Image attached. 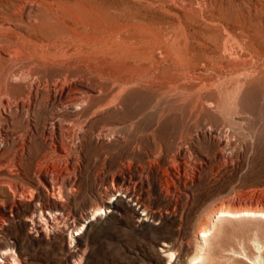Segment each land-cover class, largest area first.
I'll list each match as a JSON object with an SVG mask.
<instances>
[{"label": "rangeland", "instance_id": "obj_1", "mask_svg": "<svg viewBox=\"0 0 264 264\" xmlns=\"http://www.w3.org/2000/svg\"><path fill=\"white\" fill-rule=\"evenodd\" d=\"M79 1L116 12L115 20L92 19L87 32L122 21L137 49L115 58L107 48L92 52L83 45L70 67L97 77L102 68L159 70L174 78L179 97L210 98L193 111L189 102L161 109L156 88L138 92L141 82L125 108L103 113L118 128L117 138L77 147L70 137L65 158L52 153L64 155L56 143L45 160L31 146L22 163L10 165L24 175L0 173V252L9 247L22 264H186L196 254L194 264H264V218L243 213L264 211V0ZM0 5L2 19L15 18L26 34L36 31L31 39L49 32L42 21L30 27L13 0ZM53 29L58 36L65 30ZM235 87L241 88L237 99ZM42 176L53 195L36 180ZM43 203L59 229L66 223L80 229L33 231L32 222L45 224Z\"/></svg>", "mask_w": 264, "mask_h": 264}, {"label": "bare ground", "instance_id": "obj_2", "mask_svg": "<svg viewBox=\"0 0 264 264\" xmlns=\"http://www.w3.org/2000/svg\"><path fill=\"white\" fill-rule=\"evenodd\" d=\"M13 2L16 13L26 12L27 21L32 20L29 23L30 27L42 21L48 24L49 32L44 38L31 39V35H35L36 31L27 29L26 34L19 29V23L15 18L4 17L2 19L0 16V173L3 172L5 176L24 175L20 171H11L10 165L22 163L25 156L30 155L28 150H31V146L36 150L35 154L40 156L41 160H45L48 158V153L65 158L70 149V137H73L74 146L77 145V147H81L85 142L99 144L101 140L109 141L114 136L117 138L120 133L118 128L109 126L103 113L117 114L125 108L126 102L133 97L132 89H135L141 82L144 83L138 88V92L146 93L148 87L156 88L155 92L158 93L156 105L161 103V109L165 108L167 103H171L174 109L176 104L185 105L189 102L192 107L190 111H193L198 104L203 106V103L210 98L199 92L185 99L179 97L175 92L177 87L171 89L175 82L174 78L162 77L159 70L149 71L143 67H127L115 72V69L102 68L97 70V77V75L92 76L88 73V70L79 71L78 66L70 67L68 60H72L75 49L83 45L90 46L92 52L93 47L96 50L107 48L115 54V58L124 53L128 58V53L137 49L134 41H130L127 34L130 26L123 24L122 21L120 23L115 21L118 28L105 23L91 29L92 32H87L86 28L91 25L92 19L105 22V17L111 15L115 20L116 12L109 14L106 8L95 7L93 9L90 3L79 0L72 2L13 0ZM3 7L0 5V11ZM56 25L65 28L60 36L57 32V35L51 32ZM29 42L32 47L26 46ZM36 64L37 67L34 68ZM75 71L80 72L81 75ZM88 75L93 78V81H88ZM112 75L115 79H112ZM233 91L237 99L241 94V88L235 87ZM224 99L222 95L216 103L222 106ZM235 104L239 103L235 102ZM170 110L172 108L167 111ZM69 115L72 116L70 120ZM81 117L83 123L89 122V124L86 123L83 126L78 121ZM67 119L70 121V126ZM72 127L74 130L71 129ZM218 142L228 143L225 140L222 142L220 138ZM56 143L59 144L64 155L54 149L53 144ZM10 146L14 150L11 152L12 155L6 153L9 152ZM48 149H54L53 154ZM222 153H217V156L227 157ZM38 173L37 169L33 170V176H37ZM36 180L47 194L53 195L54 186L45 176L38 177ZM48 206V203H43L39 207L45 224L32 222L30 227L33 231L49 236L56 231L61 232L60 229L62 232L69 231L70 233H73L74 229H80L79 226L72 225L74 226L72 227L69 223H66L64 229H59L58 224L51 217L52 211L45 209ZM56 206L57 204L54 207ZM243 213L264 218V211L245 210ZM232 214L234 213L231 211H219L218 216ZM85 223L83 222L81 226ZM207 232L208 229L203 230L200 237L207 236ZM163 251L167 250L163 249ZM200 258L201 255L196 254L186 264H194ZM0 264L22 263L7 247L6 250L0 252Z\"/></svg>", "mask_w": 264, "mask_h": 264}]
</instances>
